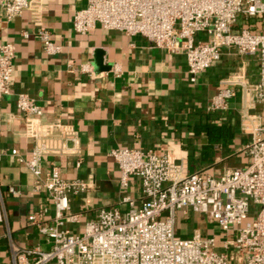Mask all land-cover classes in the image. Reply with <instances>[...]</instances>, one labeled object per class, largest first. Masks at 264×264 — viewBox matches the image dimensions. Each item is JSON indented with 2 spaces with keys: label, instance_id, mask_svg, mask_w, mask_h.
I'll use <instances>...</instances> for the list:
<instances>
[{
  "label": "built area",
  "instance_id": "built-area-1",
  "mask_svg": "<svg viewBox=\"0 0 264 264\" xmlns=\"http://www.w3.org/2000/svg\"><path fill=\"white\" fill-rule=\"evenodd\" d=\"M81 1L83 5L72 15L77 34L100 25L107 31L141 36L169 54H183L194 84L224 50L255 56L257 82L248 84L241 70L224 82L226 86L206 107L208 113L223 112L236 96V86L246 92L248 107L239 111V127L247 140L237 151L246 162L214 176L188 172L186 161L175 160L170 152L113 148L109 157L117 166L120 189L126 190L130 178H136L139 197L126 193L114 205L74 209L72 203L92 190L95 182L63 178L54 165L42 173V158L51 151L46 140L52 129L41 123L43 113L36 100L18 93L16 108L34 145L29 157L16 149L11 154L34 176L32 190L47 195L53 214L49 215L50 205L28 213L26 224L35 229L41 242L19 246L0 186V239L5 241L9 264H264V111L255 110L264 106V0ZM43 4L44 0H0L6 22L28 11L38 23ZM22 35L28 37L27 32ZM34 35L46 55L62 53L63 46L53 42L44 26H38ZM14 57L12 43L0 44V97L10 93ZM67 68L72 73L96 75L90 62L70 63ZM112 71L120 74L119 64ZM72 142L69 150L77 153L75 138ZM81 162L79 158L76 167ZM7 193L21 192L8 187ZM192 216L203 218L211 227L196 225L188 237H178L179 224L190 222Z\"/></svg>",
  "mask_w": 264,
  "mask_h": 264
},
{
  "label": "crops",
  "instance_id": "crops-1",
  "mask_svg": "<svg viewBox=\"0 0 264 264\" xmlns=\"http://www.w3.org/2000/svg\"><path fill=\"white\" fill-rule=\"evenodd\" d=\"M43 5L38 23L28 11L6 22L0 5V44L15 46L10 93L0 97V186L16 244L41 242L25 218L50 205L45 193L32 190L34 176L11 154L16 149L22 157H29L34 145L25 134L23 117L16 108L18 93L36 100L43 113L41 123L52 129L46 140L51 151L42 158V173L54 165L63 178H90L95 182L92 190L72 203L74 209L114 205L126 193L139 197L136 178H130L126 190L120 189L117 166L109 157L113 148L170 152L175 160L186 161L188 172L214 176L233 168L232 163L244 164L245 157L237 151L247 140L239 127V111L248 107L246 92L236 86V96L229 100L227 110L215 116L206 107L210 98L226 86L224 82L241 70L248 84L257 82L255 56H238L234 50H224L220 60L202 72L194 84L189 80L183 54H169L141 36L107 31L100 25L87 34H77L72 28V15L83 1L44 0ZM40 25L47 28L54 43L63 46L61 54L48 56L43 52L41 41L34 35ZM23 32L28 33L27 38ZM84 62L93 65L95 76L69 72L68 64L78 66ZM114 64H119L120 74L113 73ZM255 110L264 111L259 105ZM218 115L222 123L232 127L233 138L216 142L210 141L206 132H195L198 125L221 123ZM72 138L77 153L69 150ZM79 158L82 162L76 167ZM8 187L21 193L11 196ZM199 219L192 216L190 233ZM180 229L186 231L181 223ZM2 231L0 227V235ZM0 264H9L2 239Z\"/></svg>",
  "mask_w": 264,
  "mask_h": 264
},
{
  "label": "trees",
  "instance_id": "trees-1",
  "mask_svg": "<svg viewBox=\"0 0 264 264\" xmlns=\"http://www.w3.org/2000/svg\"><path fill=\"white\" fill-rule=\"evenodd\" d=\"M214 115V113H212ZM215 116V115H214ZM218 121H223L221 115L217 116ZM195 132H206L210 141H228L229 139L233 138V131L232 127L227 125L226 123H210V124H201L195 127ZM181 225L184 227L186 231L182 232L181 229L177 232V236L181 238L188 237L190 235L189 228L190 222L181 221Z\"/></svg>",
  "mask_w": 264,
  "mask_h": 264
},
{
  "label": "rangeland",
  "instance_id": "rangeland-1",
  "mask_svg": "<svg viewBox=\"0 0 264 264\" xmlns=\"http://www.w3.org/2000/svg\"><path fill=\"white\" fill-rule=\"evenodd\" d=\"M260 106H261V108H263V110H264V106H263V105H259V107H260ZM245 161H246V158H244L243 162L245 163ZM232 166H233V167H237V166H240V165H237V164H233V163H232ZM249 218L251 219L252 217L250 216ZM83 221H84V220L82 219V220H81L80 229H82ZM197 227H211V226H208V225L205 223L204 219H203V218H200L199 221H198ZM216 231H217V229H216Z\"/></svg>",
  "mask_w": 264,
  "mask_h": 264
},
{
  "label": "water",
  "instance_id": "water-1",
  "mask_svg": "<svg viewBox=\"0 0 264 264\" xmlns=\"http://www.w3.org/2000/svg\"><path fill=\"white\" fill-rule=\"evenodd\" d=\"M108 68V67H107Z\"/></svg>",
  "mask_w": 264,
  "mask_h": 264
}]
</instances>
